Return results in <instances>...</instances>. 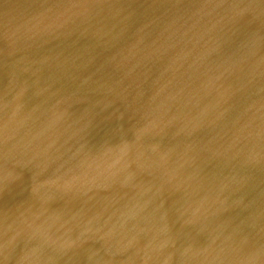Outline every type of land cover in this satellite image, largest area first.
<instances>
[{
  "label": "water",
  "instance_id": "95a60500",
  "mask_svg": "<svg viewBox=\"0 0 264 264\" xmlns=\"http://www.w3.org/2000/svg\"><path fill=\"white\" fill-rule=\"evenodd\" d=\"M0 264H264V0H0Z\"/></svg>",
  "mask_w": 264,
  "mask_h": 264
},
{
  "label": "bare ground",
  "instance_id": "6f19581e",
  "mask_svg": "<svg viewBox=\"0 0 264 264\" xmlns=\"http://www.w3.org/2000/svg\"><path fill=\"white\" fill-rule=\"evenodd\" d=\"M226 68H230L229 66H225ZM18 106L20 107V105L18 104ZM18 108V107H17ZM9 118V115L7 116ZM7 118V119H8ZM157 193H155L156 195H158V191H155ZM132 205L131 210L135 213H140V210L138 209V207L134 204H130ZM126 212H130V208L128 206H126V208L122 207L119 210L113 212L112 215H110V221L108 222H117L119 219L121 220H128L127 219V213ZM29 235V233H27ZM23 237L27 236L26 234H22ZM10 246V245H9Z\"/></svg>",
  "mask_w": 264,
  "mask_h": 264
}]
</instances>
